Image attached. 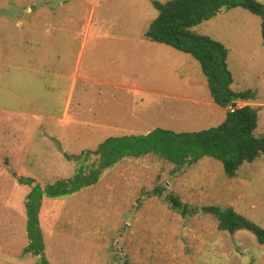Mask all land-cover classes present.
I'll return each mask as SVG.
<instances>
[{
    "label": "rangeland",
    "instance_id": "obj_1",
    "mask_svg": "<svg viewBox=\"0 0 264 264\" xmlns=\"http://www.w3.org/2000/svg\"><path fill=\"white\" fill-rule=\"evenodd\" d=\"M156 16L151 0H0V264L38 263L24 252L25 195L96 169L89 152L107 138L225 120L199 63L146 38ZM193 29L226 47L233 90L256 91L236 107H257L254 134H264L260 18L223 8ZM168 193L191 213L174 211ZM203 206L264 229V155L233 177L209 156L180 169L150 152L122 157L94 184L42 199L44 255L49 264H264V242L219 230Z\"/></svg>",
    "mask_w": 264,
    "mask_h": 264
},
{
    "label": "trees",
    "instance_id": "obj_2",
    "mask_svg": "<svg viewBox=\"0 0 264 264\" xmlns=\"http://www.w3.org/2000/svg\"><path fill=\"white\" fill-rule=\"evenodd\" d=\"M157 10L145 36L149 41L165 44L191 55L200 65L215 104L227 108L225 120L215 127L198 131L173 132L155 129L144 136L107 138L97 150L89 152L97 158L96 169L88 174L78 173L60 179L44 188L31 187L24 198L26 234L28 245L24 252L39 256L37 264H49L44 255L39 211L44 197L59 198L94 184L101 169L113 165L125 156L154 153L174 164L177 169L196 163L203 156L219 160L228 177H233L245 162H252L264 155V134L255 135L258 108L250 104L236 107L238 101L256 98L253 89L233 90V77L227 66L226 47L208 35L193 28L215 16L221 9L241 7L260 18V32L264 46V5L257 0H151ZM69 159L70 157L64 153ZM88 155V153H87ZM23 177H18L22 182ZM29 182L32 179H26ZM169 206L183 217L190 214V207L173 193L166 194ZM204 213L213 215L219 230L234 233L250 231L259 243L264 242V229L234 209L203 206Z\"/></svg>",
    "mask_w": 264,
    "mask_h": 264
},
{
    "label": "crops",
    "instance_id": "obj_3",
    "mask_svg": "<svg viewBox=\"0 0 264 264\" xmlns=\"http://www.w3.org/2000/svg\"><path fill=\"white\" fill-rule=\"evenodd\" d=\"M152 42V41H151ZM239 102V101H238Z\"/></svg>",
    "mask_w": 264,
    "mask_h": 264
}]
</instances>
